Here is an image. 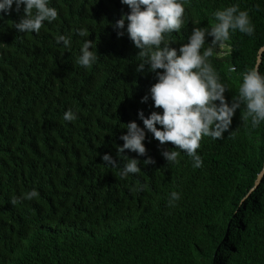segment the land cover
<instances>
[{
    "label": "trees",
    "instance_id": "16d2710c",
    "mask_svg": "<svg viewBox=\"0 0 264 264\" xmlns=\"http://www.w3.org/2000/svg\"><path fill=\"white\" fill-rule=\"evenodd\" d=\"M234 4L249 13L254 33L231 32L210 58L229 104L264 43V0H184L183 27L166 36L179 55L194 27L210 29L214 12ZM49 6L58 18L39 33L14 27L23 6L0 13V264H264V121L245 124L241 105L223 139L202 137L200 168L184 152L168 162L162 150L179 149L145 128L146 155L124 153L141 171L120 178L126 125L144 128L141 110L163 112L150 95L156 73L136 70L140 49L127 21L114 27L131 9L121 0ZM82 28L88 37L78 35ZM86 39L96 45L91 68L76 63ZM211 40L206 34L205 47ZM68 109L76 120L63 119ZM106 153L117 167L103 161ZM149 157L154 163L145 164ZM32 189L37 198L11 203ZM173 191L181 198L169 207Z\"/></svg>",
    "mask_w": 264,
    "mask_h": 264
},
{
    "label": "clouds",
    "instance_id": "9594fccd",
    "mask_svg": "<svg viewBox=\"0 0 264 264\" xmlns=\"http://www.w3.org/2000/svg\"><path fill=\"white\" fill-rule=\"evenodd\" d=\"M130 9V13L122 15L115 22L116 29H124L127 21V34L134 45L140 49V63L137 71H142L145 65L156 73L157 82L150 87L151 99L154 106L163 110L145 116L139 112L143 121L141 128L135 121L126 125L127 132L121 136L124 141L118 146L117 153L125 161L120 172V178L130 173L141 171L137 158L126 156L125 150L136 152L139 156L146 155L145 128L161 145L171 143L176 150H162V156L168 162L179 163L181 152L186 153L193 161L194 168L203 166V160L197 154L202 137L208 136L213 140L223 139V134L230 128L232 118L237 109L244 106L241 120L247 124L250 120L252 127H257L264 121V75L261 74L260 64L264 57L257 53L255 64L242 75V83L238 88V96L233 97L232 103L226 101V87L220 82L218 73L210 63L215 50L224 49L230 40L231 32L252 35L254 26L246 10H240L239 5H231L214 12L215 23L210 29L194 27L188 38L177 49L170 47L171 39L166 36L179 32L184 24V0H121ZM15 4L19 11L23 6L24 15L14 27L21 33H39L45 22L51 23L58 18L55 7L49 6V0H0V13H10ZM87 29H79L78 35L88 37ZM123 31L117 35L122 36ZM206 34L212 37L211 43L205 47ZM57 43L63 42L65 48L71 47V40L64 35L56 37ZM96 47L93 40L86 39L82 44L76 63L85 68H91L97 60V55L91 49ZM203 49V50H202ZM202 50V51H201ZM264 51V50H262ZM162 70L157 72V70ZM230 72H235L234 66H229ZM148 96L142 98L147 101ZM219 101V103H216ZM65 121H74L76 114L68 109L63 114ZM159 124L161 127H157ZM103 161L111 167H117V162L104 154ZM145 164L154 163L151 157ZM146 188L147 185H144ZM135 191V189H133ZM39 196L36 189L23 194L22 197H12L11 203L18 204L21 199L32 200ZM180 194L173 191L170 194L168 206L173 207L180 199Z\"/></svg>",
    "mask_w": 264,
    "mask_h": 264
},
{
    "label": "water",
    "instance_id": "95a60500",
    "mask_svg": "<svg viewBox=\"0 0 264 264\" xmlns=\"http://www.w3.org/2000/svg\"><path fill=\"white\" fill-rule=\"evenodd\" d=\"M263 49H264V43L258 48L257 53L260 52V54H261ZM257 53H256V55H257ZM262 172H263V170H260V172L256 175V178L253 182V186H255L258 183V181L260 180Z\"/></svg>",
    "mask_w": 264,
    "mask_h": 264
}]
</instances>
